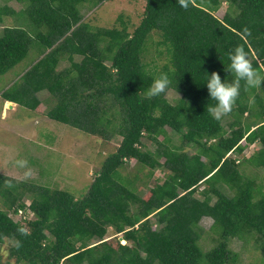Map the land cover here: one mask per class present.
<instances>
[{"label":"trees","instance_id":"trees-1","mask_svg":"<svg viewBox=\"0 0 264 264\" xmlns=\"http://www.w3.org/2000/svg\"><path fill=\"white\" fill-rule=\"evenodd\" d=\"M12 1L19 12L8 6ZM106 1L0 0V25L7 16L26 21L0 32V77L31 50L37 56L1 99L38 113V95L48 92L55 100L51 121L104 141L122 138L81 199L0 175V244L15 242L9 255L18 264H238L230 246L238 240L253 243L264 264V184L242 170L264 169V84L249 89L242 82L220 119L209 114L213 102L202 85L203 72L228 76V53L237 45L264 72V0H187V9L179 0H146L133 32L123 15L112 28L83 21L85 7ZM64 61L69 66L60 69ZM161 73L171 87L146 98ZM169 92L180 98L169 100ZM255 144L260 148L243 161L230 157ZM133 160L151 176L165 175L144 196L121 173ZM26 198L34 219L16 223L10 211L26 209ZM204 218L213 220L216 244L209 251L200 247Z\"/></svg>","mask_w":264,"mask_h":264},{"label":"rangeland","instance_id":"rangeland-1","mask_svg":"<svg viewBox=\"0 0 264 264\" xmlns=\"http://www.w3.org/2000/svg\"><path fill=\"white\" fill-rule=\"evenodd\" d=\"M8 6L15 12L22 9V6L14 1L9 2ZM145 8L146 0H108L94 10L85 7L83 21L93 28H112L121 26L118 20L123 15V21L128 23L130 32H133L142 21ZM226 11L227 5L224 4L215 16L222 19ZM18 23L24 25L26 21L7 16L4 18V24L0 25V32L5 26H15ZM154 39L157 41L159 37L155 36ZM159 49L163 51L162 47ZM35 53L31 50L26 60L0 77L1 93L32 67L37 61ZM154 54H148L146 62L149 63ZM68 66L69 63L64 61L60 69ZM176 96L174 92H169L168 99L173 100ZM38 97L42 105L39 107L40 112L36 113L20 106H14L13 110H8L0 96V175L45 188L65 190L77 199H81L89 191L105 160L117 150L122 138L116 137L112 141H104L73 127L51 121L47 113L55 106V100L48 92H42ZM245 116L247 117V114ZM228 123L229 119L224 120L226 126ZM167 132L172 136L174 143L179 144L178 136L172 134L169 129ZM162 140L163 137H160V141ZM143 142L152 151L155 149L148 140L143 139ZM259 148L260 146L255 144L247 147L242 155L232 154L230 157L243 161ZM187 151L194 153V150L189 147ZM242 170L246 176H256L259 178L257 181L264 184V169H255L246 165ZM121 173L125 178L134 181L141 196L147 194L151 187L162 183L165 178L161 170L155 171L151 176L148 168H143L134 160L130 161ZM203 189L204 186L201 190ZM30 203V200L26 198V206ZM0 208L4 209V199L1 196ZM10 215L16 222L24 220L13 214V211H10ZM24 216L26 217V213ZM27 218L33 220L34 215L27 214ZM212 224L213 220L210 218H204L200 223V228L204 232L200 247L204 251L211 250L216 244L213 234H209ZM113 234L114 231L110 229L108 237L111 238ZM14 244V241L9 240L0 244V257L3 264H18L9 255V250ZM230 246L232 250L240 254L238 264H260L261 255L253 243L245 246L243 242L232 240Z\"/></svg>","mask_w":264,"mask_h":264},{"label":"clouds","instance_id":"clouds-1","mask_svg":"<svg viewBox=\"0 0 264 264\" xmlns=\"http://www.w3.org/2000/svg\"><path fill=\"white\" fill-rule=\"evenodd\" d=\"M179 4L185 9L188 8L187 0H179ZM227 59L228 64L225 72L228 73V76H225L224 79H222L221 75L215 71L211 74L203 72L205 75L202 85L207 89L209 97L208 101L210 100L213 102L212 105L208 107V112L215 119H220L232 110L233 105L240 95L242 82L243 86L249 89L264 84V72H260L253 67L248 59V53L243 46H235L228 53ZM171 85L172 79L169 75L161 73L153 80L149 88L146 90L145 97H158L161 94L166 93ZM175 87L177 89V84ZM177 95L179 96L178 92ZM7 103L11 102H6L5 104ZM15 106L17 105L15 104Z\"/></svg>","mask_w":264,"mask_h":264},{"label":"built area","instance_id":"built-area-1","mask_svg":"<svg viewBox=\"0 0 264 264\" xmlns=\"http://www.w3.org/2000/svg\"><path fill=\"white\" fill-rule=\"evenodd\" d=\"M29 206H27L26 209H19L15 215L19 216L20 218H24V220L27 219V214H29ZM25 213H26V217L24 216ZM29 220H31V219H29Z\"/></svg>","mask_w":264,"mask_h":264},{"label":"water","instance_id":"water-1","mask_svg":"<svg viewBox=\"0 0 264 264\" xmlns=\"http://www.w3.org/2000/svg\"><path fill=\"white\" fill-rule=\"evenodd\" d=\"M5 106H6V109L13 110L15 104L11 102V103H7Z\"/></svg>","mask_w":264,"mask_h":264}]
</instances>
